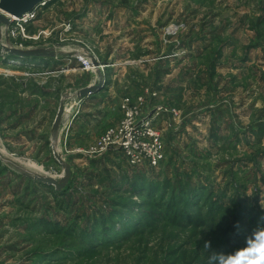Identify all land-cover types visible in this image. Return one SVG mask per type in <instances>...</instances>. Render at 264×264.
<instances>
[{"label":"rangeland","instance_id":"obj_1","mask_svg":"<svg viewBox=\"0 0 264 264\" xmlns=\"http://www.w3.org/2000/svg\"><path fill=\"white\" fill-rule=\"evenodd\" d=\"M36 12L0 9V264H210L264 228V0H45ZM95 84L106 92L91 108L80 91ZM93 113L109 119L90 131ZM67 165L62 189L34 178L61 182Z\"/></svg>","mask_w":264,"mask_h":264},{"label":"water","instance_id":"obj_2","mask_svg":"<svg viewBox=\"0 0 264 264\" xmlns=\"http://www.w3.org/2000/svg\"><path fill=\"white\" fill-rule=\"evenodd\" d=\"M45 0H0V9L3 11V13L15 17H22L28 12L33 11L35 8L40 6ZM2 20L5 22H8V18L5 16L1 17ZM10 53L12 55H17L21 57H30L37 55L39 52L38 51H21L18 49L11 48ZM103 87L102 84H95L92 86H87L80 91V95L85 97L88 94L96 93ZM64 114V110L60 109L57 115V120L59 121L62 118V115ZM66 176L63 178V180L60 182L55 178L52 177H44V176H34L35 179L39 180L40 182L50 185V186H55L57 189H62L71 174L70 167L67 165L66 167Z\"/></svg>","mask_w":264,"mask_h":264},{"label":"clouds","instance_id":"obj_3","mask_svg":"<svg viewBox=\"0 0 264 264\" xmlns=\"http://www.w3.org/2000/svg\"><path fill=\"white\" fill-rule=\"evenodd\" d=\"M206 241L205 249H210ZM210 264H264V228H257L246 238L245 246L232 252H210Z\"/></svg>","mask_w":264,"mask_h":264},{"label":"built area","instance_id":"obj_4","mask_svg":"<svg viewBox=\"0 0 264 264\" xmlns=\"http://www.w3.org/2000/svg\"><path fill=\"white\" fill-rule=\"evenodd\" d=\"M36 14H37V12H36V8H35L33 11L26 13L22 17H15V16H12V17H15L16 18L15 20L20 21V22H29L36 16ZM10 48H12V47H7V51ZM83 54H85V56ZM83 54L79 53V52H76L72 57L76 58L80 63H83L85 68H91V67L93 68V66L98 61V58L93 56V55L89 56L88 53H83ZM13 60H15V59H13ZM131 116H132L131 113L127 114L128 118H126V120L123 122L122 128L119 129V132H124V139H125L121 143V145H122L121 147L123 149L127 150L128 155H131V151H130L131 147L130 146H131V143L134 141L132 129L129 127L130 126V117ZM146 125H149V123L146 122ZM114 133H116V132H114V130H111L110 132H108L102 138L101 145L103 146V148L107 147L110 143H114L115 142L116 139L114 138ZM154 164H156V163H154Z\"/></svg>","mask_w":264,"mask_h":264},{"label":"crops","instance_id":"obj_5","mask_svg":"<svg viewBox=\"0 0 264 264\" xmlns=\"http://www.w3.org/2000/svg\"><path fill=\"white\" fill-rule=\"evenodd\" d=\"M30 59H32L31 61L34 63V62H36V61H38L39 62V64L40 63H43L38 57H32V58H30ZM28 60V59H27ZM38 62H37V64L36 65H39L38 64ZM48 62V61H47ZM32 66H35V65H32ZM109 91H110V89H109ZM104 92H106V90H99V91H97L96 93H92V94H88L87 96H85L84 97V100L87 102V103H89L88 105L89 106H91V108H92V105H93V102L95 101V97L97 96V95H100V94H103ZM86 103V104H87ZM103 106V105H102ZM67 111H65V113H66ZM90 115H92V116H90ZM88 119H89V121H87V123L86 124H88L87 125V128L88 129H90V131H93L94 130V125H96V123L99 125V126H101V125H104V123H105V121L104 120H106V119H109V116L108 115H106V114H103V115H100V114H96V113H93V114H89V116H88ZM101 124V125H100ZM98 126V127H99Z\"/></svg>","mask_w":264,"mask_h":264},{"label":"bare ground","instance_id":"obj_6","mask_svg":"<svg viewBox=\"0 0 264 264\" xmlns=\"http://www.w3.org/2000/svg\"><path fill=\"white\" fill-rule=\"evenodd\" d=\"M11 20H15L16 18L15 17H10V16H8ZM10 20V21H11ZM8 59H9V57H7ZM10 59H13V58H10ZM24 59H27V58H24ZM25 62H26V60H23V58H18L17 57V59H15V60H10L9 61V63L12 65V66H19V65H23V66H26L27 64H25ZM37 62H31V64H28V65H35ZM9 64V65H10ZM30 67V66H29ZM67 111H68V109H67ZM35 165V164H34ZM37 166V165H36ZM31 168V167H30ZM34 170V169H33ZM35 170H36V168H35Z\"/></svg>","mask_w":264,"mask_h":264}]
</instances>
